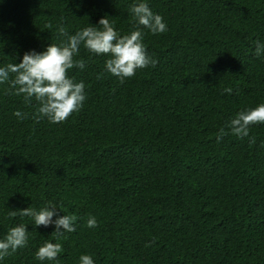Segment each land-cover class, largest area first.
<instances>
[{
	"label": "trees",
	"instance_id": "trees-1",
	"mask_svg": "<svg viewBox=\"0 0 264 264\" xmlns=\"http://www.w3.org/2000/svg\"><path fill=\"white\" fill-rule=\"evenodd\" d=\"M141 2L167 25L144 30L157 65L121 83L109 56L81 45L74 59L85 67L68 75L86 100L65 122H37L38 102L0 84V240L28 230L27 246L0 264H264V124L217 140L264 104V0H0V67L66 42L60 25L74 35L109 18L130 34ZM49 205L62 208L53 220L75 216L76 231L56 238L54 224L9 216ZM49 241L62 246L57 260H37Z\"/></svg>",
	"mask_w": 264,
	"mask_h": 264
},
{
	"label": "clouds",
	"instance_id": "clouds-1",
	"mask_svg": "<svg viewBox=\"0 0 264 264\" xmlns=\"http://www.w3.org/2000/svg\"><path fill=\"white\" fill-rule=\"evenodd\" d=\"M130 12L135 21L134 30L130 34L121 36L110 23L109 18L99 21L101 27L88 26L69 35L62 25L58 26L60 36L66 37V42L60 45L52 44L43 53H25L19 64L9 63L0 67V84L10 83L9 93L23 96L27 104H31L34 98L39 107L35 114L37 122L47 118L50 123L60 124L65 122L74 112L79 111L86 100L85 84L74 82L69 78L68 72L74 68L81 70L85 67L83 59H74L80 53L81 45L93 55H106L110 58L105 62V70L112 76L117 77L121 83L132 78L136 71L149 66L155 67L158 63L148 55L143 44L145 31L152 35L162 34L167 31V25L163 18L154 14L147 2L134 4ZM63 19V18H62ZM51 28V24L48 25ZM255 54L260 57L264 54V44L256 43ZM10 75L14 78L10 79ZM102 78L98 76V79ZM14 90V91H13ZM231 93V89L225 90ZM14 115L23 120L26 114L16 111ZM264 124V104L239 112L230 122L217 133L218 142L229 132L240 139L249 137L250 127ZM251 142H255L252 138ZM55 205H49L36 211L28 208L21 211H10L9 216L15 217L17 213L21 217H31L36 228H47L55 225L52 236L59 238L64 232H75L74 223L76 217L64 215L53 220L57 215ZM89 229L97 227L95 217L87 220ZM63 229V231H61ZM28 243V230L20 225L9 230L4 239L0 240V260L24 248ZM150 246V245H146ZM62 251L60 243L46 242L35 253L39 261H55ZM80 264H94L91 255H81Z\"/></svg>",
	"mask_w": 264,
	"mask_h": 264
}]
</instances>
